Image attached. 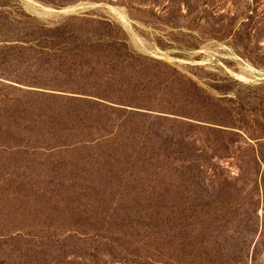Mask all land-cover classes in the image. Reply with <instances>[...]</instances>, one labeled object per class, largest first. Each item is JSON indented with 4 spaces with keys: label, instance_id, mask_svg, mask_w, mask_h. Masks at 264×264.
<instances>
[{
    "label": "rangeland",
    "instance_id": "obj_1",
    "mask_svg": "<svg viewBox=\"0 0 264 264\" xmlns=\"http://www.w3.org/2000/svg\"><path fill=\"white\" fill-rule=\"evenodd\" d=\"M17 1L22 10L45 22L80 15L79 12L110 17L126 34L129 48L146 60L152 78L164 80L175 71L193 81L217 103L216 114L229 119L205 121L209 124L201 123L197 128L161 123L155 126L158 138L140 144L143 147L140 153L132 152L137 147L127 144L120 151L123 155L117 153L118 157L113 158L92 157L93 146H80L74 151L0 148V264H121L117 260L118 251L125 248H129L125 264H144L142 261L146 260L140 258L144 254L151 256L150 253L136 250L134 245L129 247L128 239L124 241L121 234H131L134 240L140 238L138 232L128 227L127 220L109 221L100 211L119 210L116 213L119 219L124 211L130 213L128 216L141 211L132 216L131 224L164 241L165 226L152 222L145 227L148 222L143 212L183 204L178 198L188 190L181 184L182 174L177 171V165L185 158L197 161V204L203 210L200 218L203 235L208 236L207 217L219 216L220 212L228 214L226 209L234 202L235 209H230L234 210L232 221L246 218L240 226L247 221L251 228L245 251L247 263L264 264V245L254 248L264 219V204L262 197L256 201L250 195L251 176L247 165L250 158L259 154V148L245 133L258 122H264V79L250 78V75L264 77V0ZM130 2L134 4L122 5ZM71 8L76 9L65 12ZM117 14L124 16L127 24L118 20ZM238 76L249 80L245 82ZM5 83L0 85V144L16 138V128L29 126L21 119L16 120L19 126H14L3 116L7 98L16 101L13 109L17 111L18 106L45 110L46 106L53 105L52 100L45 98L21 97L20 92L8 91ZM172 89L168 87L167 92ZM66 92L67 96L87 94ZM154 94L156 90L138 88L120 97L142 100L145 106L142 108L147 109L142 110L144 113L158 114L150 103ZM60 104L56 101V105ZM21 177L22 182L16 180ZM72 178L77 182L71 181ZM38 184L46 191H37ZM60 192L71 201H75L72 192L90 195L91 198L85 199L86 208L96 211L95 218L89 211L80 218L74 217L73 222L58 219L52 209L60 211L62 207L52 201L59 199ZM250 198L255 200V205L248 214L244 211L249 207L246 205ZM218 224L222 227L227 222H213L212 232ZM114 232L118 233L112 237ZM215 237L222 236L212 233L211 238ZM110 238L117 239L113 245L107 244ZM154 245L163 251L160 248L164 249V244ZM19 246L22 252L11 251ZM107 246H114L116 252ZM53 248L55 251H50ZM183 256L184 263L194 264L188 251ZM153 258L152 262L147 259L149 264H161L158 261L168 264L162 255Z\"/></svg>",
    "mask_w": 264,
    "mask_h": 264
},
{
    "label": "trees",
    "instance_id": "obj_2",
    "mask_svg": "<svg viewBox=\"0 0 264 264\" xmlns=\"http://www.w3.org/2000/svg\"><path fill=\"white\" fill-rule=\"evenodd\" d=\"M132 4L134 2L122 5ZM144 60L129 48L126 34L106 15L81 13L51 23L26 13L17 0H0V85L8 82L5 83L6 89L20 92L21 97L34 96L53 101V105L46 106L45 110L18 106L17 111L13 109L16 107V101L7 98L3 116L14 126H19L16 122L19 119L28 122L29 126L16 128V138L5 140L9 142L0 144V148L11 151L37 148L45 151H74L80 146H93L91 148L95 152L92 157L113 158L118 157L117 153L119 156L123 155V151H120L122 146L127 144L135 145L137 148L132 152L140 153L143 150L140 144H148L158 138L154 133L155 126L161 123L177 128H197L202 126L201 123L209 124L205 121L220 122L229 119L216 114L217 103L193 81L177 75L175 71L164 80L152 78L149 65ZM20 86L31 89H20ZM168 87L174 89L167 92ZM138 88L147 89L149 92L156 90V94L150 97L154 108H147H153L155 113L164 116L144 113L142 110L147 109L142 108L145 107L142 100L120 97ZM66 91L87 94H79L81 97L67 96L64 94ZM56 101L61 104L56 105ZM168 115L173 117L167 118ZM245 133L259 148V154L247 161L251 176L250 195L256 201L262 197L264 204V122H258ZM185 159L177 165V171L182 174L181 184L188 190L178 198L183 204L160 211L143 212L148 222L145 227H149L152 222L165 226L164 241H159L158 237L148 234L144 229L138 230L137 225L131 224L132 216L141 211L134 212L132 216H128L130 213L124 211L120 214V219L116 214L119 210L116 209L104 212L102 210L100 215L105 213L104 219L109 221L127 220L128 227L138 232L140 238L134 240L131 234H121L124 241H133L131 243L127 240L129 247L134 245L136 250L150 253L151 256L144 254V257L140 258L146 260L142 261L144 264H149L147 259L152 262L153 257L159 255L166 258L168 264H186L183 254L187 251L189 256H193L194 264H248L245 251L251 228H248L247 221L244 226H240V222L246 218H241L240 221L234 218L232 221L234 210L230 209H235L232 205L234 202L226 209L228 214L220 212L219 216L213 214L207 217L205 224L208 236L203 235L200 229L203 210L197 204V161L195 158ZM22 178L16 180L22 182ZM72 179L70 180L77 182ZM48 183L52 185L51 182ZM37 188V191H46L41 189L39 184ZM61 193L59 199L52 201L62 207L60 211L52 209L58 219L73 222L74 217L80 218L89 211L95 214V218L96 211L86 208L88 202L85 199L91 198L90 195L72 192L75 194V201H71L68 195ZM255 200L250 198V203L246 205V208L249 206L247 211H243L251 212ZM208 214L209 211L207 216ZM227 215L230 217L228 220L225 218ZM220 221L227 222L222 226L224 231L220 232L222 227L218 224L216 231L212 232L213 222ZM257 223L255 232L258 229ZM117 233H112V237ZM212 233L222 237L212 239ZM116 240L110 238L107 244L113 245ZM159 243L164 244V249L160 248L162 252L154 245ZM263 245L264 219L261 221L254 248ZM107 247L116 252L114 246ZM128 249L118 251L117 260L121 264L126 263L124 261L128 258ZM193 250L195 254L192 255ZM11 251L19 253L22 249L19 246ZM104 253L108 255L109 252ZM158 262L164 264L162 261Z\"/></svg>",
    "mask_w": 264,
    "mask_h": 264
},
{
    "label": "bare ground",
    "instance_id": "obj_3",
    "mask_svg": "<svg viewBox=\"0 0 264 264\" xmlns=\"http://www.w3.org/2000/svg\"><path fill=\"white\" fill-rule=\"evenodd\" d=\"M23 1V0H22ZM29 2V1H28ZM31 2V1H30ZM23 3H24V1H23ZM25 4H26V2H25ZM31 4H33V3H31ZM34 6V5H33ZM32 7V6H31ZM76 8H71L70 10H66L65 12H69V11H74ZM45 13H48V12H45ZM50 14V13H49ZM117 17L119 18L118 20H120L123 24L124 23H126L127 24V21L125 20V18H124V16H122V15H120V14H117ZM125 29V28H124ZM250 71H251V68H248ZM250 71H248V72H250ZM255 73V72H254ZM252 74V73H251ZM259 76V77H258ZM261 75H250V78H254V79H258V78H260V79H264V77H260ZM263 76V75H262ZM239 77V79H241V80H243V81H245V82H247L248 80H249V78L247 79V78H242V77H240V76H238Z\"/></svg>",
    "mask_w": 264,
    "mask_h": 264
},
{
    "label": "water",
    "instance_id": "obj_4",
    "mask_svg": "<svg viewBox=\"0 0 264 264\" xmlns=\"http://www.w3.org/2000/svg\"><path fill=\"white\" fill-rule=\"evenodd\" d=\"M82 12H79V14H81Z\"/></svg>",
    "mask_w": 264,
    "mask_h": 264
}]
</instances>
